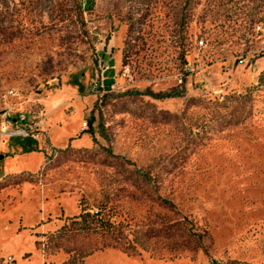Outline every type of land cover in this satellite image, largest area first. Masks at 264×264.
<instances>
[{"label":"rangeland","instance_id":"obj_1","mask_svg":"<svg viewBox=\"0 0 264 264\" xmlns=\"http://www.w3.org/2000/svg\"><path fill=\"white\" fill-rule=\"evenodd\" d=\"M0 137L24 260L264 264V0H0Z\"/></svg>","mask_w":264,"mask_h":264},{"label":"crops","instance_id":"obj_2","mask_svg":"<svg viewBox=\"0 0 264 264\" xmlns=\"http://www.w3.org/2000/svg\"><path fill=\"white\" fill-rule=\"evenodd\" d=\"M4 139H5L4 137L3 138L0 137V155L3 156L1 159L2 161L6 159L5 154L9 151L7 147L3 146ZM25 140H29L30 145H31L34 138L28 137ZM77 143H78L77 140H72L68 142L66 145H70L73 147V146H76ZM49 144H51V142H49ZM12 149H16L15 146ZM34 154L40 155L38 163L35 165V167H32V168L22 167L23 169L19 167L20 169H18L17 167H10L8 165L2 166V168L0 169V179L6 176L16 177V176L21 175L22 172H32V171L39 170L40 167L43 166L42 162H43L44 155L41 151L36 152ZM60 202H61L62 212L64 216H68L70 214L77 215V211L73 207L72 201H70L68 198H61ZM56 207H57V204L52 205L53 215L57 214L55 213ZM20 209L25 212L24 215H21V219L24 220L23 226L25 228H33L36 226L43 227L41 222L44 219V214L39 213V208H36L37 213H35L34 211L35 208L33 206L24 205V206H21ZM26 231H29V230H26ZM26 231L25 230H21V231L4 230V232L0 234V258H4V261L5 260L9 262L11 261L12 264H39L37 261L38 259L36 258L31 259V261H27L22 258L24 253H30L33 251V247H34L33 244L35 242L33 237L27 234ZM39 231L41 233H47L50 230H44L43 228L42 230H39Z\"/></svg>","mask_w":264,"mask_h":264},{"label":"trees","instance_id":"obj_3","mask_svg":"<svg viewBox=\"0 0 264 264\" xmlns=\"http://www.w3.org/2000/svg\"><path fill=\"white\" fill-rule=\"evenodd\" d=\"M20 146L22 149H24L26 152L30 151V141L29 140H23L21 143H20ZM77 219H80L82 220L84 223H88V224H92V223H95L99 220L102 221V218L100 217L99 218V215L98 213L95 214V215H91L89 214L88 212H84L82 211L81 213L78 214V216L76 217ZM86 229H88V227L86 226L85 227ZM85 231H89V232H93L95 230H85ZM68 264V263H67Z\"/></svg>","mask_w":264,"mask_h":264},{"label":"built area","instance_id":"obj_4","mask_svg":"<svg viewBox=\"0 0 264 264\" xmlns=\"http://www.w3.org/2000/svg\"><path fill=\"white\" fill-rule=\"evenodd\" d=\"M199 45H202V42H199ZM22 121H23V118H20L19 120L15 121L14 123H16V122L22 123ZM17 135H23V136H25L26 135V132L23 131V130H18L17 131ZM95 214H97L96 211L94 212V215Z\"/></svg>","mask_w":264,"mask_h":264},{"label":"water","instance_id":"obj_5","mask_svg":"<svg viewBox=\"0 0 264 264\" xmlns=\"http://www.w3.org/2000/svg\"><path fill=\"white\" fill-rule=\"evenodd\" d=\"M3 156L0 155V160L2 159Z\"/></svg>","mask_w":264,"mask_h":264}]
</instances>
